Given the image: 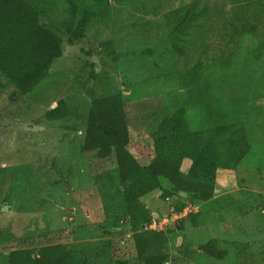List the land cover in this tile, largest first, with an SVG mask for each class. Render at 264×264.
Returning a JSON list of instances; mask_svg holds the SVG:
<instances>
[{
  "label": "rangeland",
  "instance_id": "obj_1",
  "mask_svg": "<svg viewBox=\"0 0 264 264\" xmlns=\"http://www.w3.org/2000/svg\"><path fill=\"white\" fill-rule=\"evenodd\" d=\"M25 1L62 38L64 56L33 94L11 101L0 89V260L15 250L60 244L84 252L88 264H113L115 251L126 247L132 234L117 166L82 152L92 101L121 95L136 140L129 149L143 167L152 141L178 153V138L159 129L151 134L141 108L175 97L185 105L187 130L231 124L233 137L249 139L250 152L238 166L228 138L209 142L225 221L198 227L191 218L183 232L168 226L167 264H264V0H112L78 46L71 44L70 2ZM83 1L97 7L96 0ZM0 84H11L1 72ZM60 100L69 115L50 123L45 113ZM191 165L183 159L182 171L202 180L205 172ZM170 188L161 180L143 198L150 215L168 212ZM208 208L195 210L200 216ZM213 241L227 251L225 260L199 252Z\"/></svg>",
  "mask_w": 264,
  "mask_h": 264
},
{
  "label": "trees",
  "instance_id": "obj_2",
  "mask_svg": "<svg viewBox=\"0 0 264 264\" xmlns=\"http://www.w3.org/2000/svg\"><path fill=\"white\" fill-rule=\"evenodd\" d=\"M66 1L72 4L75 11L71 44L78 46L88 39L89 29L96 23L98 14L106 15L112 0H96L97 7L86 5L83 0ZM175 51L181 56L184 54V48L179 45L175 47ZM86 55L90 57L92 54L86 52ZM63 56L62 38L41 25L40 13L33 4L25 0H0V72L11 83L9 87L0 84V89L8 91L11 101L33 94L36 87L50 76L52 68ZM141 109L144 123L152 130L151 134L159 129L178 138V153H167L165 146L154 140L149 162L146 167L142 166L129 149L135 137L130 128L126 103L121 95L92 101L82 144L83 153L93 155L94 159L101 162L113 160L117 166L118 180L125 200V213L132 235L128 238L126 247L118 248V251L114 247L116 251L113 264H167L172 260L169 247L172 228L167 226L164 230L150 229L152 220L158 214L150 215L143 203V198L161 180L171 185L170 190L165 191L164 199H170L171 205L177 211H182L186 206H210L201 217L196 211L186 219L174 223L176 230L183 232L192 227L193 223L188 222L191 218L196 222L198 219V227L211 221L224 222V212L216 203L217 162L209 142L213 138H228V145L235 151V166L241 164L250 152L246 134L233 137L237 130L234 125L194 132L187 130V121L183 119L186 108L181 98L175 97L162 104L147 105ZM68 115L67 102L60 100L55 108L45 113V119L54 123ZM155 128L157 129L154 131ZM143 146L141 147L145 148ZM183 159L191 161L192 169L203 170L205 177L201 180L192 173H184ZM182 195L185 196L184 199H181ZM261 202L264 206V195ZM165 204L169 210L163 216H170L171 205ZM102 231L104 237L110 236L108 229L102 228ZM176 249L177 253L183 252L181 247ZM198 250L220 261L228 256L227 251L220 249L217 241L201 245ZM242 260L248 262L250 259ZM0 264L88 263L84 252L68 250L56 244L12 251L0 260Z\"/></svg>",
  "mask_w": 264,
  "mask_h": 264
},
{
  "label": "built area",
  "instance_id": "obj_3",
  "mask_svg": "<svg viewBox=\"0 0 264 264\" xmlns=\"http://www.w3.org/2000/svg\"><path fill=\"white\" fill-rule=\"evenodd\" d=\"M165 203L171 205V200L167 198ZM195 209L198 208L186 206L182 211H177L176 208L171 205L170 216L156 215L149 228L153 230H164L167 226L186 219L189 214L197 211Z\"/></svg>",
  "mask_w": 264,
  "mask_h": 264
}]
</instances>
